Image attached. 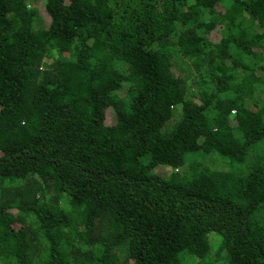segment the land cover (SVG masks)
Masks as SVG:
<instances>
[{
  "label": "trees",
  "instance_id": "obj_1",
  "mask_svg": "<svg viewBox=\"0 0 264 264\" xmlns=\"http://www.w3.org/2000/svg\"><path fill=\"white\" fill-rule=\"evenodd\" d=\"M262 141L264 0H0V264H264Z\"/></svg>",
  "mask_w": 264,
  "mask_h": 264
},
{
  "label": "rangeland",
  "instance_id": "obj_2",
  "mask_svg": "<svg viewBox=\"0 0 264 264\" xmlns=\"http://www.w3.org/2000/svg\"><path fill=\"white\" fill-rule=\"evenodd\" d=\"M38 10H39V12L44 16V18L45 19H47V14H46V12H44V8H42L41 7V3H40V5L38 6ZM262 149H264V142L262 141V142H259V143H257L256 145H255V151L254 152H259V151H261ZM215 162V161H214ZM213 162V163H214ZM219 165H220V163L218 164V165H215L214 167L215 168H217V167H219ZM160 167H167V166H158V172L159 173H161L162 175H164V173H166L167 172V174H169L170 173V168H160ZM166 174V175H167ZM165 175V176H166Z\"/></svg>",
  "mask_w": 264,
  "mask_h": 264
},
{
  "label": "clouds",
  "instance_id": "obj_3",
  "mask_svg": "<svg viewBox=\"0 0 264 264\" xmlns=\"http://www.w3.org/2000/svg\"><path fill=\"white\" fill-rule=\"evenodd\" d=\"M160 168H167V167H160ZM167 173V172H166ZM166 173H164V174H166Z\"/></svg>",
  "mask_w": 264,
  "mask_h": 264
}]
</instances>
